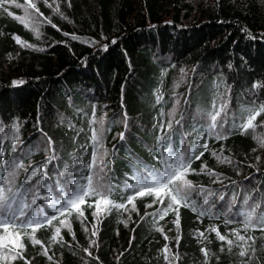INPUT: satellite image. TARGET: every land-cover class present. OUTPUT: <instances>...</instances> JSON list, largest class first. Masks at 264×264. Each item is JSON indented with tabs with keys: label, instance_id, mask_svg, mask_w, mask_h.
<instances>
[{
	"label": "trees",
	"instance_id": "1",
	"mask_svg": "<svg viewBox=\"0 0 264 264\" xmlns=\"http://www.w3.org/2000/svg\"><path fill=\"white\" fill-rule=\"evenodd\" d=\"M35 2L43 13L36 31L15 4L4 5L12 16L0 8V183L13 160L20 159L28 166L16 181L21 190L35 168L46 173L40 194L50 190L53 199L70 193V182L86 183L89 136L91 127H98L89 124L94 113L96 120H104L108 155L103 182L115 186L110 199L126 203V196L136 191L127 185L136 183V176L161 169L158 157L164 147L158 149L156 140L164 135L163 145L170 144L174 152L204 151L192 161L195 171L187 178L196 188L191 200L208 214L198 218L181 206L177 229L174 212L163 219L156 214L167 200L152 204L154 198L145 196L136 198V211L131 204L111 211L102 205L97 222L95 208L88 207L93 198H88L81 206L83 218L77 219L75 212L68 217L72 233L61 228L63 243H49L51 228L35 233L47 255L25 237L24 259H0V264H168L173 256L178 257L175 264L248 260L238 255L237 247L229 252L209 230L212 226L233 240V228L254 236L251 264H264V233L258 227L244 233L241 215L255 205L260 206L256 214H264V161L257 142L264 114L254 121V129L239 127L247 109L264 104V0H70L71 7L69 0H48L51 8L44 0ZM57 5L62 16L53 11ZM17 16L28 22L27 28ZM15 36L32 47L21 46ZM221 104L226 108L215 132L226 139H217L209 129V114ZM204 143L207 150L199 147ZM212 153L230 162L221 163ZM202 165L215 175L201 172ZM208 192L214 195L205 203ZM38 204L45 214H55L46 201ZM94 224L98 231L92 237ZM166 244L173 256L163 251Z\"/></svg>",
	"mask_w": 264,
	"mask_h": 264
},
{
	"label": "snow or ice",
	"instance_id": "2",
	"mask_svg": "<svg viewBox=\"0 0 264 264\" xmlns=\"http://www.w3.org/2000/svg\"><path fill=\"white\" fill-rule=\"evenodd\" d=\"M8 3L15 4L16 8H23L26 17H31V22L33 24V31H36V27L39 24V17H43V13L40 12V9L37 7L32 0H25L24 4L16 3L15 0H0V8H3L9 16H12L13 13L9 12L7 8H4V5ZM44 3L48 7H52L51 4H48V0H44ZM69 7L71 3L69 0ZM30 10H32L30 12ZM53 11L59 15H63L59 6L57 5L53 8ZM17 20H20L24 26L28 27V22L23 18L17 16ZM49 24L51 20L44 18ZM52 27H56L55 24H52ZM37 35L39 33L37 32ZM67 35V34H66ZM18 44L25 47H32V45L27 44L22 41L20 37H13ZM73 39H79L76 36L72 37ZM14 83H22V81H17ZM162 96L158 95L156 102L160 103ZM215 107V106H214ZM226 108L225 104H221L219 109L214 110L209 114L210 117V131L215 133L217 139H226L227 137L220 135L215 132L219 119L221 118L222 113ZM264 114V104H261L257 107L250 108L246 110V116H244V122L239 125L240 129L247 131L248 129H254L256 125L254 121L257 120L259 116ZM179 123V121H176ZM90 127L92 125H98V127H91V135L89 140L91 141L92 153L91 160L88 164L89 174L83 179L86 183L81 184L79 180L70 182V185H74L70 193L63 194L61 199H53L51 191L49 194L41 195L40 194V184L44 179L46 173L42 168H35L29 174L25 176L24 184L20 188H17L16 181L21 172L28 173V166L24 163L23 159L13 160L12 164L9 165V171L6 175L3 176V183H0V250H7L9 255L5 256L0 254V259L7 260L9 258L15 260L17 258L24 259L22 253L25 250L24 238L27 237L30 240L33 246L40 245L44 248V254L47 255V248L44 247L42 241L36 238L35 233L43 228H51L52 234L50 237L49 243H63V236L61 235V228H67L69 233H72V227L69 222L68 217L72 215L73 212L76 213V218L80 219L84 217V211L82 205L86 204L88 198H93V203H88V207L95 208L92 215L97 220H99V214L101 213V206H104V210L111 211V208L115 209H125L127 210L126 205L131 204L132 210L136 211L135 200L137 197L150 196L153 197L152 204L159 203L161 205L167 204L165 207L159 209L156 214L160 216V219H163L169 211L174 212L175 219L172 223L176 226L177 229L180 227V207H189L191 210L197 214V217H203L208 214L207 210L201 205L199 208L195 201L191 200L192 192L196 191L195 186L187 178L190 172L195 170L191 168L193 160L201 159L204 155V151L196 152L195 148L189 149L187 152L181 150L179 152H174L171 145H163L165 139L164 135L157 137L156 146L157 148L164 147V151L160 153L158 157L161 164V169L148 170L147 175L144 177L136 176V183L127 185L128 188L136 189L133 195L126 196V203H117L110 199L115 186L111 184L104 183V172L107 167L106 157L108 155L107 150L103 147L104 139V120L103 118L96 120L94 118L89 121ZM161 131L164 130V125H159ZM168 129H171L172 123L168 122ZM15 132V130H14ZM120 139L124 138V134L120 133ZM18 140L17 136H13L12 145L13 152L15 151V145ZM261 148H264V138H257ZM51 145V140H49ZM81 147L86 148L85 145ZM200 148L207 150L208 145L204 143L199 145ZM216 159L221 162H230L228 157L222 155H217V153H212ZM51 159V158H50ZM207 170L206 165H202L201 172ZM209 175H215L211 170H207ZM35 180V184L33 181ZM27 185V187H24ZM61 192H64V189H60ZM204 189L201 188L199 193H203ZM198 193V194H199ZM214 195L211 192H208L204 196L205 203L208 202V197ZM31 196V199H29ZM220 199H223V195L220 196ZM248 199L245 198V203H248ZM39 200L46 201L48 206L55 211L53 215L45 214V210L38 204ZM152 204L146 205V207H152ZM259 205L251 207L248 212L242 213L243 218V231L247 233L250 228H259V230L264 233V214L257 215L256 210L259 208ZM63 217V218H61ZM54 222H58L54 225ZM83 224V220L81 219ZM225 224L233 223V221L225 220ZM125 226L127 223L125 222ZM94 230L92 235L97 234L98 229L93 225ZM30 230V231H29ZM87 231V229H85ZM156 231L163 232L162 228H155ZM211 232H215L216 238L225 242L228 245V251L231 252L233 247L239 249L238 255L240 257H249L247 261H242L241 264H251L252 256L255 255L256 248L253 246L255 244V237L251 235L241 234L239 228H233L230 232V235L235 237V240L229 239L228 236L222 235L217 226H212L209 229ZM204 233L200 232L199 236L204 237ZM75 238L73 233V239ZM206 238V237H205ZM264 239V236L261 237ZM165 240H168V236H164ZM179 234L176 237L177 243L179 242ZM251 241V244H249ZM95 243V241H93ZM223 251V247L221 248ZM88 251V249H84ZM163 251L169 253L170 249L167 244L164 246ZM201 251L204 255L208 256V251L205 248H202ZM249 253L252 255L250 256ZM89 255L91 253L89 252ZM178 259V257H173ZM49 260L52 259L51 256L48 257ZM165 260H169V256H164ZM27 264V262H26Z\"/></svg>",
	"mask_w": 264,
	"mask_h": 264
},
{
	"label": "rangeland",
	"instance_id": "3",
	"mask_svg": "<svg viewBox=\"0 0 264 264\" xmlns=\"http://www.w3.org/2000/svg\"><path fill=\"white\" fill-rule=\"evenodd\" d=\"M36 0H32V2L33 3H35L36 4V2H35ZM24 4V3H23ZM22 9V17H25L26 19H29V20H31V17L29 16V17H26L25 16V13H24V9L23 8H21ZM32 10H30V12H31ZM184 72H187V70H184ZM180 101V100H179ZM175 109V108H174ZM261 138H264V125L261 127ZM261 149V155H262V157H263V161H264V148H260ZM102 211V210H101ZM100 216H101V213L99 214V219H100ZM95 228L97 229V225L95 224ZM94 230V228H93V226L91 227V233H92V231ZM91 236L93 237V235L91 234ZM95 237V236H94ZM89 239H91V237H89ZM92 245H93V240H91V245H89L90 247H92ZM1 252H5V254L8 256L9 255V253H8V251L5 249V250H0ZM169 254L171 255V256H173V254H171V250H170V252H169ZM174 257V256H173ZM175 262H176V260H174V258L168 263V264H175Z\"/></svg>",
	"mask_w": 264,
	"mask_h": 264
}]
</instances>
